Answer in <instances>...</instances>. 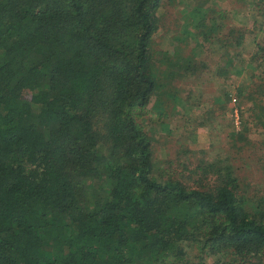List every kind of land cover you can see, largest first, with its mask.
Here are the masks:
<instances>
[{"label": "trees", "instance_id": "trees-1", "mask_svg": "<svg viewBox=\"0 0 264 264\" xmlns=\"http://www.w3.org/2000/svg\"><path fill=\"white\" fill-rule=\"evenodd\" d=\"M162 1L0 0V264H264L231 165L155 167L140 116L193 70L152 51Z\"/></svg>", "mask_w": 264, "mask_h": 264}, {"label": "rangeland", "instance_id": "rangeland-1", "mask_svg": "<svg viewBox=\"0 0 264 264\" xmlns=\"http://www.w3.org/2000/svg\"><path fill=\"white\" fill-rule=\"evenodd\" d=\"M263 9L264 0H163L152 51L190 49L193 70L171 81L157 108L151 97L140 116L156 169L198 188L217 177L207 164L227 163L249 204L264 195Z\"/></svg>", "mask_w": 264, "mask_h": 264}, {"label": "crops", "instance_id": "crops-1", "mask_svg": "<svg viewBox=\"0 0 264 264\" xmlns=\"http://www.w3.org/2000/svg\"><path fill=\"white\" fill-rule=\"evenodd\" d=\"M202 46H204V44H203ZM201 49H202V48H201Z\"/></svg>", "mask_w": 264, "mask_h": 264}]
</instances>
